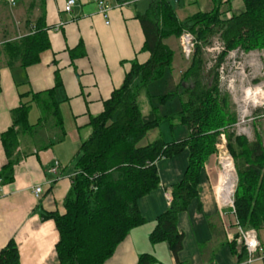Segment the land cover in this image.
<instances>
[{
  "label": "trees",
  "instance_id": "16d2710c",
  "mask_svg": "<svg viewBox=\"0 0 264 264\" xmlns=\"http://www.w3.org/2000/svg\"><path fill=\"white\" fill-rule=\"evenodd\" d=\"M220 3L222 0H217ZM241 3L242 9L230 16L221 17L218 9H213L180 20L171 0H147L146 10L138 14V19L144 35L142 49L149 53V58L144 63L132 61L121 86L104 102L102 112L90 118L91 134L79 146L71 186L63 200L64 212L42 213L43 219L54 221L59 235L55 245L57 261L53 264H105L128 232L145 222L137 202L158 186L157 162L186 151V169L170 187L171 200L148 236L152 244L167 242L176 257L183 240V234L177 230V217L199 195L200 172L216 151L220 130L235 122L228 96L219 89L218 68L227 52L237 46L245 51L264 49V0ZM183 30L195 35V48L175 90L160 95V99L178 97L180 109L166 117L171 128L185 126L187 135L164 141L158 134L141 145L161 119L157 107L148 105L147 86L161 78L166 68L172 69L173 51L164 40L179 36ZM215 36L222 51L207 69L205 47L212 44ZM21 44L22 48L5 45L10 51V66L18 57L21 65L35 62L38 52L48 47L39 22ZM140 96L149 106L147 113L142 111ZM34 100L40 111L38 123L49 121L62 136L63 122L53 90L35 94ZM26 112L23 105L13 110L12 126L2 135L8 162L0 178L4 174L7 177L18 160L14 156L18 135L34 130L27 123ZM224 135L238 177L232 203L236 220L243 228L264 232V142L259 136L247 141L232 132ZM245 258L242 248L237 255L238 264ZM154 261L152 255L145 253L139 256L137 264ZM0 264H19L13 240L0 250Z\"/></svg>",
  "mask_w": 264,
  "mask_h": 264
},
{
  "label": "crops",
  "instance_id": "0c3cea01",
  "mask_svg": "<svg viewBox=\"0 0 264 264\" xmlns=\"http://www.w3.org/2000/svg\"><path fill=\"white\" fill-rule=\"evenodd\" d=\"M104 1L110 7L108 24L94 0H75L69 13L62 9L65 0H15L14 6L0 2L4 4L0 5V172L8 162L2 135L12 126V111L25 106L27 123L34 127L31 133L18 135L14 152L18 160L10 174L0 178V250L13 240L19 264L57 261L58 231L42 213L64 212L79 146L91 134L90 118L102 112L132 61L144 63L149 58L142 49L144 35L138 19L147 0ZM37 22L48 47L38 52L35 62L21 65L18 57L10 66L5 45L22 48L21 41L33 33ZM50 89L58 102L62 136L49 121L38 123L34 95ZM187 157L184 151L157 162L159 184L137 202L145 222L128 232L105 264H137L145 253L155 258L151 264H238L236 218L219 204L221 172L216 184V174L206 168L207 163L200 172L198 197L177 217L183 240L176 257L167 242L152 244L148 239L169 204L166 193L186 169ZM56 161L59 168L53 173L50 168ZM36 186L42 188L38 197L33 193Z\"/></svg>",
  "mask_w": 264,
  "mask_h": 264
},
{
  "label": "rangeland",
  "instance_id": "374dc122",
  "mask_svg": "<svg viewBox=\"0 0 264 264\" xmlns=\"http://www.w3.org/2000/svg\"><path fill=\"white\" fill-rule=\"evenodd\" d=\"M16 1L19 2L20 0ZM171 2L180 20L198 11L210 13L213 9H218L219 16L225 17L242 9L241 0H222L219 5L217 0H171ZM184 32L189 31L183 30L179 36L169 37L166 41L173 51L172 69L166 68L161 78L147 86L150 96L148 105L157 107L158 116L161 119L157 128L146 134L140 142L141 145L151 142L158 134L164 141L177 140L187 135L185 126L177 125L171 128L166 117L180 109L178 97L175 96L165 101L160 99V95L175 90V85L178 83L181 73L184 72L190 63L191 57L189 59L185 58L181 49L180 36ZM189 33L192 36L195 48V35L191 32ZM211 43L210 46L205 47L207 69L214 64L218 54L222 51V46L217 36L211 39ZM218 79L221 93H225L228 96L230 112L234 114L235 122L220 130L221 134L218 136V142L215 145L216 151L206 161V168L208 170L211 169L217 175H215L216 177L214 176L217 184L218 175L222 171V163L228 164L230 178L226 183H231L232 185L231 194L226 205H222L223 209L228 211L232 210L231 205L237 188L238 177L224 133L232 132L235 136H240L247 141H253L259 136L264 142V49L245 51L237 46L229 50L218 68ZM139 98L142 110L144 112L147 111L149 106L145 98L143 96ZM222 181L223 177L221 174V183ZM228 195L229 193L225 192V196ZM230 232L235 233V228H232ZM258 233L262 236L261 230ZM238 246L239 249L243 248L242 244H238Z\"/></svg>",
  "mask_w": 264,
  "mask_h": 264
},
{
  "label": "built area",
  "instance_id": "2783aa9c",
  "mask_svg": "<svg viewBox=\"0 0 264 264\" xmlns=\"http://www.w3.org/2000/svg\"><path fill=\"white\" fill-rule=\"evenodd\" d=\"M0 2H4L9 6L15 5V0H0ZM98 13L103 17L105 20V24H108V14L110 7L105 3L104 0H94ZM75 0H65L63 4V11L69 13ZM180 43L182 53L185 58L189 59L194 50V44L192 40V36L189 32H184L180 36ZM59 168L58 162H54V165L50 168V171L56 173ZM42 188L36 186L33 188V193L36 197L40 195ZM167 199L171 200V194L166 193ZM220 204V203H219ZM225 205V204H220ZM232 213L234 214L233 204L231 205ZM235 215V214H234ZM236 218V217H235ZM235 228H236V238L238 244H242L243 248L246 252V258L241 264H254L256 262H263L264 261V236H260V234L253 228H243L235 221Z\"/></svg>",
  "mask_w": 264,
  "mask_h": 264
},
{
  "label": "bare ground",
  "instance_id": "6f19581e",
  "mask_svg": "<svg viewBox=\"0 0 264 264\" xmlns=\"http://www.w3.org/2000/svg\"><path fill=\"white\" fill-rule=\"evenodd\" d=\"M229 171V166L227 163H222V171H221V174H222V177H223V181L221 183V190L219 191V194H218V198H219V202L220 204H225L228 202V199L230 197V194H231V183H226L229 178H230V174L228 173ZM225 192L229 195L228 196H225ZM227 200V201H225Z\"/></svg>",
  "mask_w": 264,
  "mask_h": 264
}]
</instances>
